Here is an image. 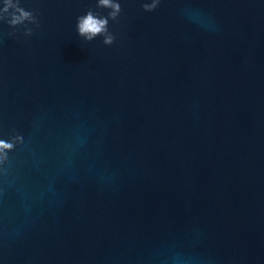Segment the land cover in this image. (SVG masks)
<instances>
[{
    "label": "water",
    "instance_id": "obj_1",
    "mask_svg": "<svg viewBox=\"0 0 264 264\" xmlns=\"http://www.w3.org/2000/svg\"><path fill=\"white\" fill-rule=\"evenodd\" d=\"M119 2L0 21V264H264V0Z\"/></svg>",
    "mask_w": 264,
    "mask_h": 264
},
{
    "label": "clouds",
    "instance_id": "obj_2",
    "mask_svg": "<svg viewBox=\"0 0 264 264\" xmlns=\"http://www.w3.org/2000/svg\"><path fill=\"white\" fill-rule=\"evenodd\" d=\"M160 0H151V3H144L143 8L146 11H153L157 8ZM97 7L108 8L110 11L106 16L97 14L89 9L86 14L77 18L78 35L87 41L94 40L97 36H103V43L111 45L115 42L116 36L109 30V18L116 20L122 11L119 0H98ZM0 21H6L16 31L19 26H23L24 35L31 36L34 29L29 24L39 27V19L34 10H28L22 6L21 0H3L0 7ZM18 143H23V136L14 134L10 139L0 138V164L5 163L9 157L8 153L12 151Z\"/></svg>",
    "mask_w": 264,
    "mask_h": 264
}]
</instances>
